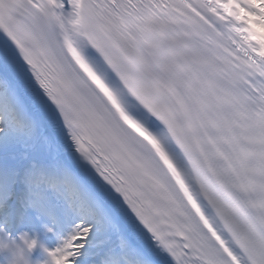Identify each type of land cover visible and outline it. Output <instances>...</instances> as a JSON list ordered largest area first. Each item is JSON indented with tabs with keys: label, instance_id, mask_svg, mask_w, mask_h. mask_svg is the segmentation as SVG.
<instances>
[{
	"label": "snow or ice",
	"instance_id": "1",
	"mask_svg": "<svg viewBox=\"0 0 264 264\" xmlns=\"http://www.w3.org/2000/svg\"><path fill=\"white\" fill-rule=\"evenodd\" d=\"M0 264H264V0H0Z\"/></svg>",
	"mask_w": 264,
	"mask_h": 264
}]
</instances>
